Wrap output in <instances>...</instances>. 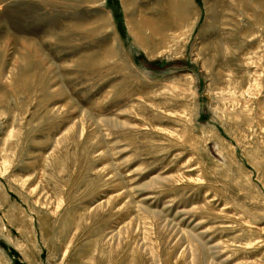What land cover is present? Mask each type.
Returning a JSON list of instances; mask_svg holds the SVG:
<instances>
[{
  "label": "rangeland",
  "instance_id": "obj_1",
  "mask_svg": "<svg viewBox=\"0 0 264 264\" xmlns=\"http://www.w3.org/2000/svg\"><path fill=\"white\" fill-rule=\"evenodd\" d=\"M186 1L0 0V264H264V0Z\"/></svg>",
  "mask_w": 264,
  "mask_h": 264
},
{
  "label": "bare ground",
  "instance_id": "obj_2",
  "mask_svg": "<svg viewBox=\"0 0 264 264\" xmlns=\"http://www.w3.org/2000/svg\"><path fill=\"white\" fill-rule=\"evenodd\" d=\"M169 4V16L173 20L174 27L172 28L173 25L169 26L167 29L164 27L162 19H152L145 13H140L139 14V21L143 22V24L148 28L150 33H153L154 38H157L159 41H163V46L166 48H170L173 46L177 40L181 39V33L184 31V15L187 12V7L188 3L186 0H168ZM177 6L183 7L185 12L182 14L177 12ZM167 40V42H165ZM258 90L257 87L253 86L251 90L238 92L236 89L235 90H230L229 91V96H233L238 92V94L242 97L243 94L249 95L251 92H255ZM258 118L263 120L262 123H264V107L260 108V110L257 113ZM259 126L260 121H259Z\"/></svg>",
  "mask_w": 264,
  "mask_h": 264
}]
</instances>
